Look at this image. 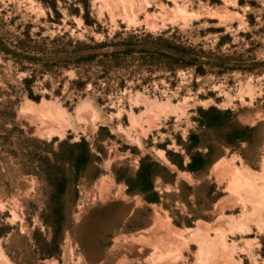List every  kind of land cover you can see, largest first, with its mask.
I'll return each mask as SVG.
<instances>
[{"label": "rangeland", "instance_id": "obj_1", "mask_svg": "<svg viewBox=\"0 0 264 264\" xmlns=\"http://www.w3.org/2000/svg\"><path fill=\"white\" fill-rule=\"evenodd\" d=\"M0 264H264V0H0Z\"/></svg>", "mask_w": 264, "mask_h": 264}, {"label": "trees", "instance_id": "obj_2", "mask_svg": "<svg viewBox=\"0 0 264 264\" xmlns=\"http://www.w3.org/2000/svg\"><path fill=\"white\" fill-rule=\"evenodd\" d=\"M190 161H189V163L187 164V169H191V170H194L195 169V160H194V157L192 156V155H190ZM179 167H181L182 168V166H180V165H178Z\"/></svg>", "mask_w": 264, "mask_h": 264}]
</instances>
